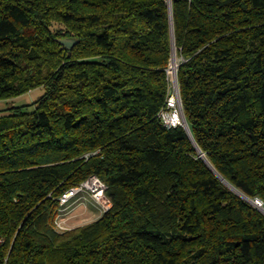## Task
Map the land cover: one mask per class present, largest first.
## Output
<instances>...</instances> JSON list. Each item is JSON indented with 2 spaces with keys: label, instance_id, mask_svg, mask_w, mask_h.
<instances>
[{
  "label": "trees",
  "instance_id": "obj_1",
  "mask_svg": "<svg viewBox=\"0 0 264 264\" xmlns=\"http://www.w3.org/2000/svg\"><path fill=\"white\" fill-rule=\"evenodd\" d=\"M39 87L0 111V264H264V0H0V100ZM92 175L112 206L59 231Z\"/></svg>",
  "mask_w": 264,
  "mask_h": 264
},
{
  "label": "built area",
  "instance_id": "obj_2",
  "mask_svg": "<svg viewBox=\"0 0 264 264\" xmlns=\"http://www.w3.org/2000/svg\"><path fill=\"white\" fill-rule=\"evenodd\" d=\"M178 67L179 62L172 60L168 68L171 90L168 95L166 106L160 114L165 125L169 127L183 125L185 122L178 81ZM106 191V183L97 175H92L79 185L64 191L58 198L60 202V208L55 219V225L57 229L59 231H67L75 228L69 223V209L70 207L78 206L80 202H85L88 199H91L92 202L103 213H105L112 206L110 199L106 195ZM104 199H106V201ZM3 243L4 239L0 237V245Z\"/></svg>",
  "mask_w": 264,
  "mask_h": 264
},
{
  "label": "rangeland",
  "instance_id": "obj_3",
  "mask_svg": "<svg viewBox=\"0 0 264 264\" xmlns=\"http://www.w3.org/2000/svg\"><path fill=\"white\" fill-rule=\"evenodd\" d=\"M176 57V61L180 62L181 58L178 57L177 54ZM44 93L45 88L39 87L17 97L0 100V111L16 106L30 105L42 97ZM32 108L33 107H30L29 109L32 110ZM104 200L106 201V199ZM78 206L80 207L78 208ZM78 206L77 210L71 209L75 206L70 207L69 209V223L72 227L91 223L103 214V212L92 202L91 199H88L85 202H80Z\"/></svg>",
  "mask_w": 264,
  "mask_h": 264
},
{
  "label": "water",
  "instance_id": "obj_4",
  "mask_svg": "<svg viewBox=\"0 0 264 264\" xmlns=\"http://www.w3.org/2000/svg\"><path fill=\"white\" fill-rule=\"evenodd\" d=\"M59 42L62 43L64 46H66L69 50H70V53L69 55H71V50L72 48L74 47V45L77 43L76 40L74 39H71V38H64V39H59ZM174 54H175V48H174V52H173V56H172V60H174ZM184 119H185V122H184V125L187 127V129H189V126H188V123H187V120H186V117L184 115ZM200 154H201V157L212 167V165L210 164V162L208 161L207 157L205 156V154L200 151ZM214 169V168H213ZM219 175V174H218ZM224 180V178H222ZM226 182V180H224ZM227 183V182H226ZM229 184V183H228ZM230 185V184H229ZM231 186V185H230ZM232 187V186H231ZM233 189H235L233 187ZM240 195H242L244 197V195L238 191L237 189H235ZM246 199H248L249 201H251L253 204L257 205L256 203H260L261 200L260 199H257L256 202H253L252 199L246 197ZM258 207V206H257ZM260 208V207H258ZM262 211H264V208H260Z\"/></svg>",
  "mask_w": 264,
  "mask_h": 264
},
{
  "label": "bare ground",
  "instance_id": "obj_5",
  "mask_svg": "<svg viewBox=\"0 0 264 264\" xmlns=\"http://www.w3.org/2000/svg\"><path fill=\"white\" fill-rule=\"evenodd\" d=\"M176 54H177V53H176V51H175V54H174V60H173V61H176V58H177V57H176ZM252 201H253V202H256L257 200L252 199ZM256 204H257L258 207H260V208H264L262 202H260V203H256Z\"/></svg>",
  "mask_w": 264,
  "mask_h": 264
},
{
  "label": "crops",
  "instance_id": "obj_6",
  "mask_svg": "<svg viewBox=\"0 0 264 264\" xmlns=\"http://www.w3.org/2000/svg\"><path fill=\"white\" fill-rule=\"evenodd\" d=\"M79 207H80V206H78V208H79ZM78 208H77V206H76V207H74L73 209H76V210H77ZM79 226H80V225H79Z\"/></svg>",
  "mask_w": 264,
  "mask_h": 264
}]
</instances>
